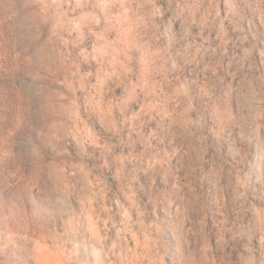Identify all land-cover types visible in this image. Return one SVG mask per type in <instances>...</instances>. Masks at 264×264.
<instances>
[{
    "label": "clouds",
    "instance_id": "9594fccd",
    "mask_svg": "<svg viewBox=\"0 0 264 264\" xmlns=\"http://www.w3.org/2000/svg\"><path fill=\"white\" fill-rule=\"evenodd\" d=\"M0 264H264V0H0Z\"/></svg>",
    "mask_w": 264,
    "mask_h": 264
}]
</instances>
